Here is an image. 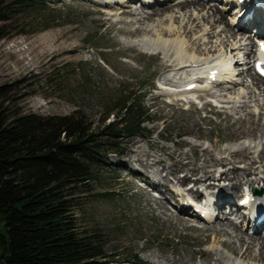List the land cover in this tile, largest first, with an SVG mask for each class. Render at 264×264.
I'll return each instance as SVG.
<instances>
[{
  "label": "rangeland",
  "instance_id": "374dc122",
  "mask_svg": "<svg viewBox=\"0 0 264 264\" xmlns=\"http://www.w3.org/2000/svg\"><path fill=\"white\" fill-rule=\"evenodd\" d=\"M90 1L43 0L47 7L45 10L37 6L36 12L31 8L28 12L31 13L26 16H11L12 21L5 29L6 37L0 39V110H7L14 115L34 113L41 116H65L78 110L87 123L95 128L100 123V107L113 105L117 98L128 92L131 96L137 93V99L138 96L143 97L141 106L149 114V123H144L142 132L119 148L118 156L109 155L93 166L95 178L86 186H78L73 191L72 212L76 224L82 228L100 229L104 235L106 251L112 254V259L116 254L120 255V261L136 255L137 262L132 264H146V261L151 262L150 264H167L171 259H179L185 263L200 264L206 261L213 264L207 255L213 254L215 250L225 260L237 258L219 244L220 241L234 242V231L226 229L225 235L214 238V232H206L197 227L187 228L186 223L174 216L168 215L171 218L163 220L162 216L166 212L154 205L153 198L139 191L140 188L134 181L139 176L133 175L138 173L141 178L148 172H155L156 180L168 183L170 181L165 174H169L164 167L181 177L186 174L182 172L184 170L180 168L181 164L193 166L195 163L203 164V160H206V166H211L213 159L226 147L237 148L240 144H248L250 139L253 142L262 139L257 144L259 147L255 157L264 147V136H261L264 116L261 115L262 119L258 123L251 117V110L255 114H264V107L260 105L257 110L248 107L237 114L231 113V118H225L218 115L219 108L211 107L204 112H194L197 106L187 111L178 104L170 108L153 100L157 96L153 87L165 73L163 66L171 64V58L168 60L156 46L145 49L139 43L146 41L159 44L173 40L185 42L184 36L176 34L156 41L149 31L160 28V19L133 24L134 21L128 23L130 17L121 13L122 10L132 11L139 4L119 10L117 6L99 7ZM164 2L166 4L162 7L175 4L176 1ZM140 9L146 12L153 7L139 8V11ZM169 15L172 22H167L165 28L171 26L174 33L185 28L189 32L186 38L189 47H198L206 52L208 47L213 50L216 45L223 44L227 48L232 43L228 35L219 34L225 25L220 24L217 31L219 36L212 40L213 46L203 48L191 41L196 35L195 25L188 26L181 18L174 19V16H179L176 11L160 17L164 24ZM53 16L55 18L52 19ZM226 18L230 22V16L226 15ZM141 19L142 17L138 20ZM200 22L198 28L202 25ZM2 24L0 21V25ZM22 30L28 34L23 35L20 33ZM237 33L240 36L249 35V32ZM240 50L241 53H247ZM189 54L183 53L184 56ZM245 80L246 85L256 92L259 86L250 77ZM263 88L264 85L260 87L264 91ZM241 91L245 92L243 89ZM208 112L210 114L206 115ZM111 117L109 116L110 120L113 119ZM239 117L246 123L237 132V126L232 123ZM250 118L253 119L252 122ZM258 124L261 128H258ZM249 131H254L252 136ZM183 141L198 146L197 151L192 155L191 147L182 145ZM150 143H154L155 148L150 147ZM199 146H202L203 151ZM160 149L175 154V158L181 154L185 159L177 164L175 159L168 160ZM127 156L131 157L130 162ZM155 157H159L160 161H156ZM236 166L237 169L244 167L243 164ZM258 166L256 163L255 168ZM262 167L254 172V175L260 173L257 176L260 186L264 184V166ZM237 169L239 174L241 171ZM254 175L250 174L252 178ZM170 177L174 180L173 176ZM257 182L258 180L253 184L255 188H258ZM200 188V197L214 192L204 186ZM238 198L239 196L234 198V204ZM168 214L176 215L177 212L170 209ZM218 220L223 221L224 218L220 217ZM235 222L237 226H241L239 220ZM188 224L204 228L217 225L216 221L207 224L189 221ZM220 225L223 224L219 223L215 229H219ZM255 254L256 250L249 258L255 260ZM199 256L203 259L200 262Z\"/></svg>",
  "mask_w": 264,
  "mask_h": 264
},
{
  "label": "trees",
  "instance_id": "16d2710c",
  "mask_svg": "<svg viewBox=\"0 0 264 264\" xmlns=\"http://www.w3.org/2000/svg\"><path fill=\"white\" fill-rule=\"evenodd\" d=\"M37 6L47 8L43 0H0V39L11 16H26ZM136 94L100 107L95 128L78 110L65 116L0 110V264L137 262L136 255L112 259L102 231L78 226L72 212L73 191L95 178L92 167L118 156L119 148L149 123L143 97Z\"/></svg>",
  "mask_w": 264,
  "mask_h": 264
},
{
  "label": "bare ground",
  "instance_id": "6f19581e",
  "mask_svg": "<svg viewBox=\"0 0 264 264\" xmlns=\"http://www.w3.org/2000/svg\"><path fill=\"white\" fill-rule=\"evenodd\" d=\"M150 1L154 2V6H152L153 9L150 11L144 12L143 9H140L139 11V9L135 8L132 11H122L121 13L130 17L128 23H132L134 21L133 24H137L140 21L152 22L155 19H160V28L156 27V30L149 31V33L152 32V37L154 36L156 41H162L167 37L171 38L176 34H181L184 36L186 42L185 45V42H180V40H173L170 43L163 41V43L159 44H151L146 41H140L139 45L141 47L149 49V46H156L161 51H163V54L168 60L171 58V64H166L163 66L165 69V73L163 74L164 76L162 75V77L157 80L160 90H158L157 85L153 87L157 91V96L153 98V100L160 102L161 104L170 108L175 107L177 105L176 103L166 102L173 97L169 95V92H179L180 90H184L186 86L195 83L193 79L195 76L207 78L208 76L215 75L218 77V79H221L225 81L224 83H226L221 84L219 81H215L214 83L216 86H220L219 88L221 89V94L218 96L219 101H216L222 105L218 111L219 116L222 115L225 116V118H231V113L237 114L245 108L252 107V109L255 108V110H257L260 105L264 107V91L260 89V87H263L264 85V80L254 73L255 61L260 59V62H264V53H262L260 50L261 45L264 43V12L262 10L251 9L246 3H244L242 6H239L238 1L240 0H225L223 2L222 0H217L220 2L219 4H222L221 8L215 4L204 5L200 0H175V4H167L164 7H162L166 4L164 0H144L146 3ZM262 1L264 2V0ZM92 2L97 6L103 5V7L115 5L119 7V10L123 5L126 4L125 0H93ZM140 2V8H148V4H144L142 1ZM228 4L231 5V10H229L227 7H224ZM174 11L179 14L177 17L174 16V19L179 20L181 18L182 21H185V24L188 26L195 25L194 27L197 30L195 31L196 35L194 39H191L193 43H196L203 48L213 46L214 42L212 40H215L219 34L225 33V35L229 36V39H232L231 42L233 44L231 43L227 48L224 47L223 44H218L216 45L215 49L213 48V50L212 47H210V49L208 47L206 52L198 47H189V44L186 41L189 32H187L185 28H181V32L178 31L177 33H174V30L171 28V26L165 28L167 22H172L170 17L171 15L168 16L169 18H167L165 24L162 22V18L166 16L167 13L172 14ZM194 11H197V13H194ZM229 11H232L233 14L229 13ZM226 14L230 16V22H227ZM240 14L241 19L245 20V23L242 25H239V23L236 22V17ZM140 17H142V19L138 20ZM201 20L202 22H200ZM199 22L202 23V27L200 26L198 28L200 25ZM207 24H209V28L206 29ZM220 24L225 25L222 27L220 33L217 34ZM251 27L253 29H251ZM237 31H251L253 34L252 37L260 36L258 45L252 41L253 38H251V35L242 34V36H240ZM222 48L225 50L222 51ZM240 49L247 53H241L242 51ZM184 52H188L190 54L184 56ZM158 54H160V52H158ZM241 54H243V56H240ZM256 54L257 58L255 57ZM251 60L253 61L252 66ZM236 70H241V72L236 75ZM235 76H239L240 78L237 79ZM246 77H250L255 85L259 86L256 90L257 93L253 92L252 88L250 89L246 85ZM182 79H185L186 81L179 84ZM241 89H243L245 92L241 91ZM160 98H162V100ZM193 107L194 106H190V109ZM198 108L195 109L194 112L202 110L205 111L207 109V105L204 104L200 110ZM252 114L253 116L251 117L254 118V120H257L258 123L260 122V119H262L261 115L264 116L262 113L255 114L254 111L251 110V115ZM252 118H250L251 122L253 121ZM244 122L246 123L245 120H242V118L239 117L235 118L232 125L237 126L236 130L237 132H240V128L244 125ZM258 128H261L260 124H258ZM248 133L252 136L254 131H249ZM261 136H264V130L261 131ZM202 137H204V135ZM250 140L251 141H249L248 144H240V146L237 148L226 147L221 151L220 154L218 153V157L216 156V158L213 159L211 166H206L208 163L206 160H203V164L197 165L195 163L193 166L192 164H181L180 168L184 170L182 172L186 173L185 175H181V177H178L176 173L171 172L169 169L164 167L163 169L169 174V176L165 174V177L170 181L168 183H161L160 179L156 180L154 178L157 176L155 175V172V174L153 172H148L146 175L141 176V178L144 179L149 187L154 188V190L157 191L161 196L160 200L153 201V203H155L154 205H156L162 211L167 213H162V219L168 221L167 219L171 218L170 216H174V218L186 223L187 228L191 227L188 224L189 219L187 216H189V218L198 219L190 207V210L183 207L184 204H186V207H188L187 205L190 204L188 196H191L192 198L200 197V187L202 186L208 188L209 190H215L212 195H209L207 198L211 201V210L213 211L212 213L216 214L214 221H216L217 225L207 228L203 227L201 230L206 232H214V238H216L218 235H225L227 233L226 229L234 231V233H236L234 242L220 241L219 244L234 256L236 255L237 258L239 255L240 257L238 259L233 258L230 260H225V258L219 254L217 250H215L213 251V254L209 253L207 255L210 259V262L213 264H264V236H262L261 232L264 230V221L257 226H253L252 220L247 222V219L250 218V215H247L245 211L243 209H239L238 206V203L244 199L247 189L249 191H253L255 188L253 184L256 183L257 180V184L260 183L259 178H257V176H259L258 174L260 173L258 172L254 175V172L264 166V147L261 148L260 152H258V155L254 157V154L257 152L259 147L257 144L260 143L262 139L259 141L256 140V142H253L252 139ZM251 142L253 143L251 144ZM182 145L191 147L192 155L197 151L196 149L198 146L189 142H184ZM149 146L155 148L154 143H150ZM199 147L201 148V151H203L202 146ZM160 151L162 154H165L168 160L175 159L177 164L185 159L181 154L175 158V154L173 153L163 149H160ZM158 158L159 157H155V160L160 161ZM127 160L130 162L131 157L127 156ZM256 163H258L259 166L255 168ZM236 164H243L244 167L237 169ZM236 169L241 172L238 174ZM158 170H156V172ZM250 174H253L254 178H252ZM135 175L140 177L138 173H134L133 176ZM170 176H173L174 180H172ZM192 178L195 179L191 180ZM241 185L242 188H240ZM228 188L231 190L227 191ZM258 188H262V190H264V184H262V186L258 184ZM234 189L239 191L236 192ZM236 196H239V198L237 203L234 204L233 200ZM170 209L177 211L178 214H168ZM233 215L238 218L244 217L243 222L246 226L243 224L241 226H237L234 220L231 219ZM206 217L209 220H212V216L209 213H207ZM220 217L224 218V220H218ZM219 223H222L223 225H220L219 229H215L218 228ZM236 227H238V229ZM252 227H254V233L250 234L249 230ZM254 250H256L257 254L254 255L255 260H252L249 257L253 256L252 254L254 253ZM150 257L151 256H149V258ZM198 259V262L203 260L200 256ZM141 263L142 262L139 264ZM150 263L151 262L146 261V264ZM167 264L195 263H185L180 262L179 259H171V261ZM200 264L208 263L204 261Z\"/></svg>",
  "mask_w": 264,
  "mask_h": 264
}]
</instances>
